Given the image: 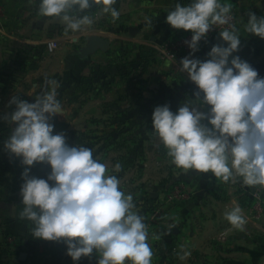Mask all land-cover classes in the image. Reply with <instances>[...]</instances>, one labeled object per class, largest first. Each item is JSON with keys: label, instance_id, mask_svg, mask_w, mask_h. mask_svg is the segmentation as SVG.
Segmentation results:
<instances>
[{"label": "clouds", "instance_id": "1", "mask_svg": "<svg viewBox=\"0 0 264 264\" xmlns=\"http://www.w3.org/2000/svg\"><path fill=\"white\" fill-rule=\"evenodd\" d=\"M115 2L40 0L39 14L58 17L66 29L76 32L94 20L74 12L102 4L104 13L118 18ZM230 12V5L221 0H189L167 12L166 23L192 33L185 41L191 52L181 58L180 70L197 88L195 99H186L175 112L168 104L155 106L152 128L178 168L211 172L224 182L242 177L246 185L264 186V76L233 55L241 43L234 26L221 30L226 43L214 44L208 59L194 55L214 24L228 23ZM247 16L246 30L264 38V15L249 11ZM51 84V90L34 102L13 96L9 104L15 110L0 117L12 125L4 149L25 165L20 216L34 225V238L63 242L73 261L99 252L97 264H152L148 228L144 217L133 211V196L121 189L116 175L107 174V165L94 158L91 148L69 145L63 132L54 133L50 121L62 112V104L56 82ZM204 105L210 106L207 112L200 110ZM37 163L50 165L46 178L30 174ZM114 167L119 171L121 166ZM224 215L236 228L242 229L247 222L239 204ZM190 255L185 251L180 258Z\"/></svg>", "mask_w": 264, "mask_h": 264}, {"label": "crops", "instance_id": "2", "mask_svg": "<svg viewBox=\"0 0 264 264\" xmlns=\"http://www.w3.org/2000/svg\"><path fill=\"white\" fill-rule=\"evenodd\" d=\"M34 1L0 0V117L15 110V105L9 104L13 96L33 102L38 95L49 91L52 76L43 71V62L59 61V58L46 59L49 56L46 43L50 40L34 25L37 22V14L31 6ZM188 2L128 0L119 11L117 19L120 23L110 26L107 34L121 45V50L129 52L131 64L128 68L140 77L142 88L147 89L139 100L143 103L119 109L114 106L120 116L128 118L122 124V131L135 128L139 132H146L132 145L159 148V151L153 149L143 162L149 163L148 170L159 173L158 179L162 180V184L157 186L158 183L150 182L147 191L149 194L153 190L159 191L156 197L161 200L164 191L167 192L173 183H178L184 185L189 196L171 209L164 210L159 218L151 222L154 225H147L148 233L160 235L164 246L169 243L170 249L175 246V242L178 243V264H264V218L256 217L251 199L253 187L258 185H246L242 177L224 182L211 172L178 168L158 136L155 139L152 137V122L143 121L152 115L157 105L168 104L175 112L186 99H195L197 86L188 76L172 73L168 65L161 64L154 56V49L159 43L185 31L172 28L166 23V16L176 3ZM221 3H228L231 10H237L240 15L236 28L242 41L239 56L256 68L260 76H264V38L249 33L245 27L249 11L257 16L264 15V0H221ZM102 37L108 40L109 45L106 49L97 48L96 51H106L112 47L109 37ZM85 58L80 60L78 57L66 56L61 61L71 69L72 62L86 65ZM121 98H115L117 104ZM209 107L200 106V110L207 112ZM203 123L207 125V120ZM9 125L7 120H0V130ZM159 161L168 165L159 167L156 165ZM234 204H239L244 210L247 222L242 229L232 226L224 215ZM149 207L150 204L142 205L138 209L146 213ZM223 233L227 234L226 244L218 241V236ZM185 251L191 255L181 259Z\"/></svg>", "mask_w": 264, "mask_h": 264}, {"label": "rangeland", "instance_id": "3", "mask_svg": "<svg viewBox=\"0 0 264 264\" xmlns=\"http://www.w3.org/2000/svg\"><path fill=\"white\" fill-rule=\"evenodd\" d=\"M39 3L40 0H36L31 5L37 14V22L34 25L42 30L46 39L59 42V48L48 53L49 56L46 58L52 60L59 58V61L43 62L45 64L43 71L45 74H51L50 83L56 82L57 99L62 104V112L52 117L50 121L55 125L54 133L63 132L69 145L76 144L78 138L84 142V146L91 148L94 158L107 165V174L116 175L121 181V189L133 196L135 203L133 211L144 217L146 225H151L152 221L147 212L150 208L151 212V205L158 206L162 203L166 192L164 191L159 200L156 197L159 191L153 190L151 194L147 191V184L150 182L158 183L157 186L162 184V180L158 179L159 173L148 170L149 163L143 162L149 158L153 149L159 151V148L132 145L131 143H136L146 132H139L135 128L131 131H122V124L128 118L120 116L114 107L117 106L119 109L143 103L139 100L145 95L143 92H147V89L142 88L140 77L128 68L131 64L129 52L121 50V45L111 35H107L110 26L120 21L110 13H104L102 4H94L84 12H74L77 16L87 14L94 20L92 25L74 32L66 29L65 22L58 17L40 15ZM127 3L128 0H116L113 7L120 11ZM101 35L108 36L112 41L110 49L106 51L98 49L86 56L84 66L72 62L71 69H68L67 63H62V58L66 56L83 60L85 57L83 48L88 45L89 38L102 37ZM49 86L51 90L53 85ZM117 96L122 97L118 104L115 99ZM143 121L152 122L151 116H147ZM11 126L0 130L1 264H97L99 252H94L91 257H81L79 261H73L66 254V245L63 242L45 241L32 236L34 225L20 216L24 207L20 187L23 183L22 172L25 165L22 164L20 157L8 153L3 144L11 132ZM152 134L155 139L157 136L154 132ZM161 149L164 150L165 147ZM117 163L121 166L119 171L114 167ZM156 165L163 168L168 163L159 161ZM49 171L50 165L37 163L31 167L30 174L46 178ZM149 204L146 213L138 209L139 206ZM160 239V235L148 233V243L153 252L152 264H178V243L175 242V246L170 249L169 243L164 246Z\"/></svg>", "mask_w": 264, "mask_h": 264}, {"label": "built area", "instance_id": "4", "mask_svg": "<svg viewBox=\"0 0 264 264\" xmlns=\"http://www.w3.org/2000/svg\"><path fill=\"white\" fill-rule=\"evenodd\" d=\"M239 13L237 10L232 9L229 14L228 23L224 25L214 24L213 28L207 33L206 37L202 38L199 41V50L194 53L195 57L206 60L208 58L207 53L210 51L213 46V39L216 34L225 29L231 28L232 26L235 29L238 26L239 22ZM191 31H182L172 35L166 40L162 41L155 47L154 56L161 63L168 65L171 69V72L174 74H184L187 73L182 72L180 70V60L181 58L188 56L191 52L188 44L185 41L191 39ZM59 48V42L57 40H50L46 43V51L48 53L54 52ZM188 193L183 184H174L170 189L167 190L166 195L162 199V203L158 206L151 205L152 210L149 213L151 221L159 218L164 210H169L172 207L178 205L179 203L188 199ZM252 199V209L256 214L257 218H264V186H256L253 187V191L251 194ZM218 241L221 243H227L228 238L227 234L223 233L218 236Z\"/></svg>", "mask_w": 264, "mask_h": 264}, {"label": "water", "instance_id": "5", "mask_svg": "<svg viewBox=\"0 0 264 264\" xmlns=\"http://www.w3.org/2000/svg\"><path fill=\"white\" fill-rule=\"evenodd\" d=\"M220 32L219 31L216 36L213 39V45L214 44H221V43H226L224 41H222L221 37H220ZM241 40V39H240ZM109 45V42L106 38L104 37H98V36H94L89 38V42L86 48L83 49V55L86 57L92 53H94L96 51L97 48H102V49H106ZM241 46H242V41L240 43L239 49L237 52L233 53V55H240L241 53ZM231 59V57H230Z\"/></svg>", "mask_w": 264, "mask_h": 264}, {"label": "trees", "instance_id": "6", "mask_svg": "<svg viewBox=\"0 0 264 264\" xmlns=\"http://www.w3.org/2000/svg\"><path fill=\"white\" fill-rule=\"evenodd\" d=\"M76 145H84L83 143V141L82 140H80V139H78V138H76ZM0 264H1V262H0Z\"/></svg>", "mask_w": 264, "mask_h": 264}]
</instances>
